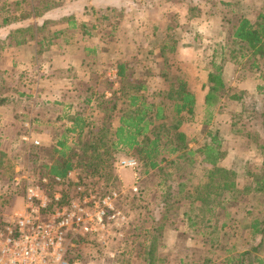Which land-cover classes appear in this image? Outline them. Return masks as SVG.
Listing matches in <instances>:
<instances>
[{
    "label": "rangeland",
    "instance_id": "obj_1",
    "mask_svg": "<svg viewBox=\"0 0 264 264\" xmlns=\"http://www.w3.org/2000/svg\"><path fill=\"white\" fill-rule=\"evenodd\" d=\"M82 1L0 0V101L6 100L0 104V227L24 207L29 178L50 176L45 166L59 161L60 143L75 148L79 132L70 130L76 116L86 121L85 141L91 131L115 129L127 108L126 88L165 105L171 117L176 100L169 95L183 80L192 92L203 86L201 106L194 117L185 114L180 127L194 155L179 160L183 154H164L176 163L146 174L136 154L115 153L104 156L108 163L98 172L72 173L81 182L69 190L72 201L109 198L112 209L107 231L94 240L75 239L69 259L228 264L259 243L263 258L264 233L251 225L264 221V50L236 41L234 31L242 19L264 25V0H96V8H73ZM47 8L67 16L46 19ZM66 18L87 24L72 28ZM70 42L77 45L62 47ZM121 64L125 82L117 74ZM214 64L222 68L224 87L208 108L206 82ZM140 85L147 89L135 91ZM109 101L117 105L112 114ZM162 125L157 133L171 132ZM220 169L217 185L231 184L232 191L221 193L212 222H204L207 214L193 224L191 194ZM43 187L50 198L68 192L51 183ZM167 192L175 199L165 203ZM202 206L195 203L194 213Z\"/></svg>",
    "mask_w": 264,
    "mask_h": 264
},
{
    "label": "trees",
    "instance_id": "obj_2",
    "mask_svg": "<svg viewBox=\"0 0 264 264\" xmlns=\"http://www.w3.org/2000/svg\"><path fill=\"white\" fill-rule=\"evenodd\" d=\"M234 39L240 43L247 44L249 48H253L256 52L260 53L264 50V25L258 26L248 19H242L234 31ZM255 67H257L256 61L253 63L252 68ZM214 68L215 71L209 74L208 82L211 86L206 96V105L208 108H212L214 105L212 101L216 100L215 93L224 87L222 84V68L218 67L216 64H214ZM126 72V65H119L118 73L123 82H125L127 78ZM146 89L147 87H145V85H140L136 87L135 91H144ZM121 94L126 97L128 104L127 108L122 111V115L119 117L118 127L115 129L111 128L110 130H105V128H103L99 130L98 133L91 131L87 137L89 139L85 141L84 133L87 126L86 121L76 116L73 121L74 127L70 132H79V139L75 146L77 150L67 147L66 141L60 143L59 146L61 150L56 151V153H59V161L52 167L45 166V170L50 174L49 184L51 183V185L55 187L65 186L68 190V192L61 194L63 199L61 204H68L72 201L73 197L71 198L69 193L72 187L81 186V182L78 181L76 183L70 178V175L79 171L89 173L88 171L91 169L95 170L93 172H98L100 168L105 167V162L108 163V161L104 159L106 155L114 156L115 153L128 155L133 152L143 165L148 168L146 174L150 173V170H163L162 166L164 163H176V159L167 162V159L163 157L164 154H183L181 156L179 155V160H184L185 155H194V152L189 150L186 135L180 131V127L184 122V115L187 114L189 117H194L197 105L196 97L189 90L186 81H179L178 89L173 95H169L170 99L174 97L176 100V103L173 105L171 117L167 113V107L163 104L156 105L155 103H148L142 95L137 93L128 94L126 88L121 89ZM108 103L113 104L109 111L112 114L115 112L117 105L112 101L107 102V104ZM161 122H166L167 127L165 125H162V127H166L165 129L171 132L164 133L163 136L160 135L159 131L157 133V130L161 129V127H158V123ZM188 150L189 152H187ZM101 151H104V153ZM76 158L77 160L74 161L73 159ZM223 173L222 169L215 170L209 175L208 183L202 186L203 188H197L195 196L191 194L192 205L190 206V210H192V212H188L187 216H189V221L193 224L197 222L195 219H206L207 214L210 217L204 220V222H212V213H214L219 204H221V193L227 190V193H231V184L219 183L217 185V178L218 176L222 177ZM56 178L61 181L57 182ZM165 196H167L165 198V203L170 199H175V197L168 192ZM224 200L225 199H222L221 201L224 203ZM197 202L203 205L199 211L201 214L194 213V204ZM260 228H262L260 232L263 234L264 221L255 220L253 225H251L252 231L255 230L254 232H257ZM89 240L90 239H88V241ZM262 246L263 243H259L250 250L230 258L228 264H264V257L262 258L257 255V253L261 251ZM71 253H73V251ZM71 253L69 251V255ZM151 258V262H154V251L151 253ZM69 260L71 262L75 261L73 258Z\"/></svg>",
    "mask_w": 264,
    "mask_h": 264
},
{
    "label": "built area",
    "instance_id": "obj_3",
    "mask_svg": "<svg viewBox=\"0 0 264 264\" xmlns=\"http://www.w3.org/2000/svg\"><path fill=\"white\" fill-rule=\"evenodd\" d=\"M123 165L136 163L124 161ZM43 175L41 180L29 178L24 207L0 227V264H80L69 260L74 240H93L108 229L109 198L97 201L87 196L61 204V194L49 197L43 187L49 176Z\"/></svg>",
    "mask_w": 264,
    "mask_h": 264
},
{
    "label": "crops",
    "instance_id": "obj_4",
    "mask_svg": "<svg viewBox=\"0 0 264 264\" xmlns=\"http://www.w3.org/2000/svg\"><path fill=\"white\" fill-rule=\"evenodd\" d=\"M77 1H80V0H77ZM73 6V8H80L81 6H84V7H86V6H95V8H96V0H94L93 1V3L91 2V0H85V1H82V2H78L77 4H73L72 5ZM83 7V8H84ZM57 12H59V18H65V16H67V15H65L66 13H64V12H62V11H60V9H57V8H52V9H49V8H47V12L46 13H43L41 16H44V18H46V19H50V18H54L55 17V15H56V13ZM74 15H76V16H78V15H80V13H75ZM40 16V17H41ZM74 19V20H73ZM66 18L65 19V21H67V24L68 25H70V26H73L72 28H74V27H79V26H83L84 24H87V23H79V21L77 20V19H75V18ZM55 20V19H54ZM64 20V19H63ZM83 24V25H82ZM262 25V24H261ZM63 30H65V27H62L61 29H59V34H61L62 32H63ZM61 32V33H60ZM56 35L58 36V33H56ZM74 44H76V43H72V42H70L69 44H66V45H63L62 47H64V48H70L69 46H71V45H74ZM77 45V44H76ZM41 46H44V44H41ZM49 46V45H48ZM50 46H54L53 44H51ZM56 47V46H55ZM61 46H60V43H59V46H58V48H60ZM74 47H72L71 49H73ZM181 49H183V48H181ZM185 50V49H184ZM66 57H67V55H66ZM71 59L73 58V57H70ZM60 60V59H59ZM70 63H71V60H70ZM69 63V64H70ZM118 71H119V69H118ZM118 74V76H119V73H117ZM222 77H223V75H222ZM120 78V77H119ZM209 81V80H208ZM207 83H209V82H206V84ZM205 84V85H206ZM203 87V86H202ZM201 87V89L199 90V92H192L191 90V92L195 95V97H196V103H197V105H196V110H198V108L201 106V104H202V102H201V100H199V96L201 95V94H203V92H202V88ZM209 92V91H208ZM208 92L206 91V96L208 95ZM199 95V96H198ZM6 102V100H3V101H0V104L1 103H5ZM205 104H206V99H205ZM24 140H26L25 138H24Z\"/></svg>",
    "mask_w": 264,
    "mask_h": 264
}]
</instances>
